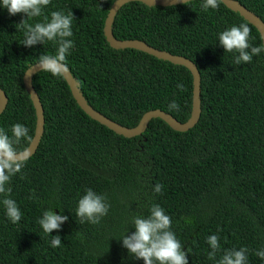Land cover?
Instances as JSON below:
<instances>
[{
    "label": "trees",
    "instance_id": "obj_1",
    "mask_svg": "<svg viewBox=\"0 0 264 264\" xmlns=\"http://www.w3.org/2000/svg\"><path fill=\"white\" fill-rule=\"evenodd\" d=\"M115 1L51 0L27 23L50 20L53 11L73 13L69 39L74 47L65 63L97 113L128 129L154 110L185 123L191 113V74L139 51L111 49L103 27ZM234 1L264 24V0ZM202 2L167 8L129 3L112 24L115 39L137 40L196 66L201 114L185 133L155 119L142 136L123 138L80 110L62 76L41 71L33 77L44 132L35 154L6 185L11 193L0 194V264H144L123 247L122 238L135 232L134 217H147L154 204L171 217V231L184 251L190 250L189 264H216L226 251L240 248L249 250L247 264H264L255 255L264 250V52L251 63L235 65L218 36L247 22L221 3L204 11ZM24 19L10 16L0 0V89L7 98L0 128L11 135L12 125L20 123L32 138L35 112L22 78L40 56L55 55L57 45L24 47L23 30L16 26ZM247 24L249 45L260 46L257 30ZM173 101L178 111L169 109ZM30 142L24 138L17 147L23 150ZM158 183L161 193L154 191ZM89 188L110 204L96 225L76 217L78 201ZM4 198L20 209L18 223L7 218ZM47 210L68 217L51 234L61 237L57 248L38 223ZM211 235L219 236L215 261L207 255Z\"/></svg>",
    "mask_w": 264,
    "mask_h": 264
},
{
    "label": "clouds",
    "instance_id": "obj_2",
    "mask_svg": "<svg viewBox=\"0 0 264 264\" xmlns=\"http://www.w3.org/2000/svg\"><path fill=\"white\" fill-rule=\"evenodd\" d=\"M189 3L190 0H183ZM223 0H203L201 8L204 11L209 9H218ZM51 3V0H2V7L7 9L10 16L23 14L27 19L17 26V29L23 30L24 39L22 45L31 48L38 43L52 42L57 45L55 55H42L37 60L38 66L42 72H49L53 76H63L68 72V66L65 63L70 49L74 43L70 37L73 36L72 24L73 13L64 14L62 11H53L51 18L44 17L45 22L28 24L27 21L40 17L43 9ZM251 29L247 23L221 32L218 36L219 45L227 53L234 54L233 63L235 65L251 63L253 56H258L264 51V44L260 46H250L248 43ZM251 48V52L248 49ZM28 74V73H27ZM26 74V75H27ZM183 90V85H178ZM170 110H179V105L173 101L169 104ZM11 135L3 128H0V194L11 193V188L6 187L12 177L22 171L27 160L31 156V149H18L21 140L27 138L31 141L28 128L20 123L11 127ZM23 178V177H22ZM163 186L156 184L154 191L162 192ZM35 193L29 198H34ZM2 204L5 207V213L11 223L16 224L21 220V212L14 200L4 198ZM110 204L106 203V197L98 195L91 188L86 189L78 201L76 217L81 224L90 223L99 224L101 219L109 212ZM67 216L57 215L52 210L43 212L39 219L43 232L52 237L51 246L57 248L61 245V237L51 234L60 231L61 225L66 222ZM132 224L135 232L132 235H125L122 238L123 247L129 254L137 260H143L144 264H189V249L184 251L180 241L175 233L171 231L172 220L165 210L154 204L150 208V214L147 217L137 215L134 217ZM79 234V233H78ZM77 234V235H78ZM207 243L211 246L212 251L208 252V259L216 260V252L220 248L219 236L211 235L207 238ZM247 248L239 250L231 249L216 261V264H247ZM255 255L264 260V250L256 251Z\"/></svg>",
    "mask_w": 264,
    "mask_h": 264
},
{
    "label": "water",
    "instance_id": "obj_3",
    "mask_svg": "<svg viewBox=\"0 0 264 264\" xmlns=\"http://www.w3.org/2000/svg\"><path fill=\"white\" fill-rule=\"evenodd\" d=\"M195 1V0H190ZM140 3L146 7H174L178 5L186 4L183 0H116L108 10L107 16L104 21L103 34L104 38L111 49L114 50H135L146 55L152 56L158 60L168 62L172 65L185 68L192 77V103H191V113L190 118L185 123H179L169 114L162 112L160 110L149 111L145 113L140 119L138 125L134 128L128 129L122 127L111 120L105 118L101 114L94 111L85 101L82 94L77 88L75 80L72 78L70 72L65 73L62 78L66 82L69 91L72 95L77 106L80 110L92 121L98 123L99 125L105 127L107 130L113 132L114 134L121 136L126 139H131L135 137L142 136L146 131L149 123L152 120L158 119L165 123L171 130L178 133H185L197 124L200 114H201V104H200V76L196 66L189 60L180 57L171 55L164 51H159L154 49L143 42L137 40H127L119 41L113 37L112 34V24L115 16L119 10L129 4V3ZM230 11L237 13L241 18H243L247 23L252 25L258 32L261 43L264 44V24L250 11L245 7L240 5L234 0H223L221 3ZM264 52V51H263ZM42 70L35 65L30 67L23 75L22 81L24 89L29 95L30 101L32 103L34 112H35V129L32 140L27 148L31 149V156L35 154L41 138L44 132V115L41 103L39 98L33 89L32 79L35 75L40 73ZM28 73V74H27ZM27 74V75H26ZM7 105V98L4 92L0 89V116L4 112Z\"/></svg>",
    "mask_w": 264,
    "mask_h": 264
}]
</instances>
